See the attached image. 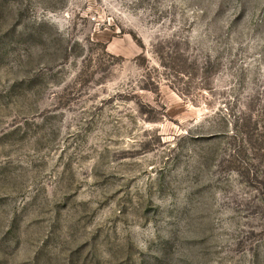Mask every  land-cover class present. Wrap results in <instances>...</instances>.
<instances>
[{
	"label": "rangeland",
	"instance_id": "1",
	"mask_svg": "<svg viewBox=\"0 0 264 264\" xmlns=\"http://www.w3.org/2000/svg\"><path fill=\"white\" fill-rule=\"evenodd\" d=\"M0 264H264V0H0Z\"/></svg>",
	"mask_w": 264,
	"mask_h": 264
}]
</instances>
